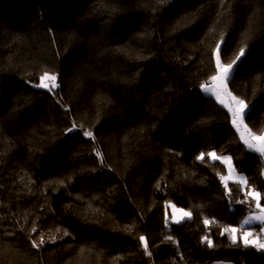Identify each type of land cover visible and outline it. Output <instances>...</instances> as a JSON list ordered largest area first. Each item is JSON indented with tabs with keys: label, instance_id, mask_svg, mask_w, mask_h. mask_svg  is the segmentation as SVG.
<instances>
[{
	"label": "trees",
	"instance_id": "16d2710c",
	"mask_svg": "<svg viewBox=\"0 0 264 264\" xmlns=\"http://www.w3.org/2000/svg\"><path fill=\"white\" fill-rule=\"evenodd\" d=\"M221 37L228 60L245 47L228 89L264 133V0H0V264H264L223 231L260 209L207 156L264 193V154L202 88Z\"/></svg>",
	"mask_w": 264,
	"mask_h": 264
},
{
	"label": "snow or ice",
	"instance_id": "6c2138e0",
	"mask_svg": "<svg viewBox=\"0 0 264 264\" xmlns=\"http://www.w3.org/2000/svg\"><path fill=\"white\" fill-rule=\"evenodd\" d=\"M222 43L223 37H221L220 41L216 44L215 49L213 50L216 68V74L211 77L213 85L211 87L207 86V84L202 85L203 91L207 94L214 95L219 101V103L225 105L228 108V111L231 113V123L233 127H235L237 131L240 132V137L243 142L248 146V148L255 149L256 151H259L264 154V133L258 135L254 133L250 128H248L247 124L244 123V117L247 114L245 110L248 108V104L245 102V100L233 96L231 92H228V82L233 72V67L234 65H237L238 61H241L242 57H245V47H240L235 57L231 60H228L224 50L221 47ZM57 79L58 77L56 74H50L48 71H45L43 75L39 77V82L35 85V87L47 89L49 92H53L56 88L59 87ZM222 93H226L229 96L231 101L229 104H225V101L221 98ZM76 127V124L73 123V126L68 129V132L71 133L76 129ZM80 127H82V125ZM83 135L85 137L94 138L93 133L91 131H84ZM97 155L99 156L100 153H97ZM207 156L212 161H221L223 164L227 165L228 175L221 176L220 179L224 182V186L230 194L231 189L228 188L227 181L232 179L233 174L235 172L234 168L232 167V157L218 155L215 151L207 153ZM197 159L203 162L205 159V153H200ZM234 182L241 185L240 191L244 192L247 199L254 202L255 208L260 209V214L250 215L248 218L244 219L242 224L240 225V228L225 227L223 231L230 233L231 239L234 243L237 242L239 238L242 239L243 244L245 246L250 245L254 246L258 250H264V241H261L258 235L254 238H251L253 237V232L244 231L242 233V236L238 237V233L245 225H250L254 221H258L262 225H264V206L261 205V200L264 199V193L256 190L254 187H249L248 180L246 177H238ZM245 202L247 201H241V203ZM170 207L173 209L172 220L176 224H180L185 219H191L192 213L190 211L177 209L176 205L174 204H170ZM203 223L207 227L210 224L214 223V221L205 218ZM32 231L35 232L36 229L33 228ZM261 232H264V227L261 228ZM64 235H68V233L65 232ZM167 239L172 240L173 237L169 236L167 237ZM139 240L145 250V253L151 256L148 238L141 235L139 237ZM203 240L206 241L209 246H212V242L208 239L207 236L203 237ZM44 243V237L41 235L39 238V243L33 240L32 246L35 248H39Z\"/></svg>",
	"mask_w": 264,
	"mask_h": 264
},
{
	"label": "rangeland",
	"instance_id": "374dc122",
	"mask_svg": "<svg viewBox=\"0 0 264 264\" xmlns=\"http://www.w3.org/2000/svg\"><path fill=\"white\" fill-rule=\"evenodd\" d=\"M207 84V86H209V87H211L212 85H213V82H210V83H206ZM205 85V84H204ZM228 92H230L229 91V89H228ZM232 94V93H231ZM233 95V94H232ZM214 96V95H213ZM234 96V95H233ZM215 97V96H214ZM221 98L225 101V104H229L231 101H230V98H229V96L226 94V93H222V96H221ZM246 111V110H245ZM244 123H245V120H244ZM246 124V123H245ZM225 156H228V155H225ZM227 166V165H226ZM232 167L234 168V170H235V172H234V174H233V177H232V179H237L238 177H244V175H241V174H239L237 171H236V169H235V167H234V164H233V162H232ZM228 175V174H227ZM226 175V176H227ZM177 207V206H176ZM177 209H181V208H179V207H177ZM171 211H172V215H173V209L171 208ZM185 211H187V210H185ZM257 214H260V213H256V214H250V215H257ZM250 215H248L246 218H248ZM254 223H257V224H255L254 225ZM258 223H260V222H258V221H254L252 224H250V225H248V227H247V229H245L246 231H251V232H253V237H251V238H254L255 236H259L260 238L262 237V238H264V232H261V228L262 227H264V225H262V224H258ZM244 229V228H243ZM262 233V234H261ZM230 234V233H229ZM250 238V239H251ZM157 244H155V246H156ZM173 262H174V264H183V262L180 260V259H174L173 260Z\"/></svg>",
	"mask_w": 264,
	"mask_h": 264
},
{
	"label": "crops",
	"instance_id": "0c3cea01",
	"mask_svg": "<svg viewBox=\"0 0 264 264\" xmlns=\"http://www.w3.org/2000/svg\"><path fill=\"white\" fill-rule=\"evenodd\" d=\"M245 231H246V230H245ZM260 239H261V238H260ZM261 241H264V240L262 239ZM163 244H164V243H161V242L159 243V245H163Z\"/></svg>",
	"mask_w": 264,
	"mask_h": 264
}]
</instances>
